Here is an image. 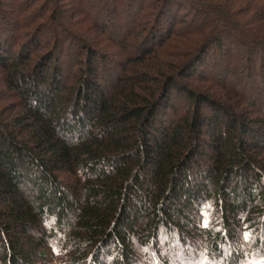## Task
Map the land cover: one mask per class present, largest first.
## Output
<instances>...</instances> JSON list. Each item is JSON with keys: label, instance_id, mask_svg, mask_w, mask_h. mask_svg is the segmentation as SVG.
<instances>
[{"label": "trees", "instance_id": "obj_1", "mask_svg": "<svg viewBox=\"0 0 264 264\" xmlns=\"http://www.w3.org/2000/svg\"><path fill=\"white\" fill-rule=\"evenodd\" d=\"M8 1L0 264H37L54 245L74 264H135L137 249L164 264L170 242L200 237L220 255L264 236V0H74L92 17Z\"/></svg>", "mask_w": 264, "mask_h": 264}, {"label": "rangeland", "instance_id": "obj_2", "mask_svg": "<svg viewBox=\"0 0 264 264\" xmlns=\"http://www.w3.org/2000/svg\"><path fill=\"white\" fill-rule=\"evenodd\" d=\"M58 1L61 2V4L58 3V5H61V10L63 11H69L72 8L75 13L77 8L78 9L85 8L88 14H90V16L92 17V13L90 12V10L88 11V8H87L88 4H85L86 2H84L82 5H77V3L74 2V0H62V1L58 0ZM1 3L9 4L10 2L8 0H1L0 4ZM74 13H72L71 11L70 15L71 14L73 15ZM14 14L16 15L15 10H14ZM71 22L72 21H70L68 18H64L60 20L61 27H63L64 29H68V30L69 29L74 30ZM114 23L117 24L118 26L120 25V22L117 23V21H115ZM82 24L84 23L82 22ZM55 25L56 24H54L53 26L57 28ZM84 27L86 30V28L88 27V24L85 23ZM80 28H83V27L79 26V29ZM80 30L83 31L82 29ZM88 30H89V27H88ZM91 31H92L91 34L94 33L96 35V33L93 30ZM92 36H88L86 38L90 40L89 43H91V45H94L95 43L91 42V40L94 39ZM39 40L41 41L40 43L43 42L42 37ZM115 40H117V38H114V35H113L112 41H115ZM95 41H96V44L94 45V47H96L100 52L107 53L108 56H112V55L113 57L115 56L114 52L111 51V46L108 45V43L105 42L102 37H98V39ZM13 50H17V49L13 48L12 52H14ZM2 75L3 74H1V70H0V80L2 78ZM226 84L231 85L232 78H230L229 81L228 79H226ZM235 89L238 90V88H235ZM9 94H11V92L7 89L6 84L4 83L2 85L0 83V109L11 102V100L9 99L10 98ZM212 211H213V206L211 204L207 205L202 210V216L204 217V219H206L204 221H207L210 224H212L214 215H215L212 213ZM243 231L245 232V230ZM262 235L263 233L261 232L259 233V229L255 227L250 231V234L248 236L245 235V237H247L246 239H239L238 246L236 242H232V241L229 243L230 245L225 244L224 246H221L218 251V253L221 252L220 255H215V254L209 255L207 251L205 250V247H203V245L201 244L202 242L198 240V239H201L200 237H198L196 241L188 245H178V243L172 244L170 242L171 244L170 253L166 252L165 261L167 260V263H164V264H234L233 262L235 261H232L233 258L231 259L230 257V253L232 251L234 254H242L246 258V261H247L246 264H264V236ZM257 237L259 238L262 237V240H263L261 245L258 246L259 248L253 245V241ZM248 241L252 242L251 246H250V243H248ZM45 251H46L45 258L43 259V261L38 262L37 264H74V263H71L70 260H67L66 255L63 254V251L60 248H57L55 245L51 246L48 249L46 248ZM136 252H137L136 256L138 257V261L135 262V264H159L156 257H154L152 253H149V255L142 258L139 252V249H137Z\"/></svg>", "mask_w": 264, "mask_h": 264}]
</instances>
